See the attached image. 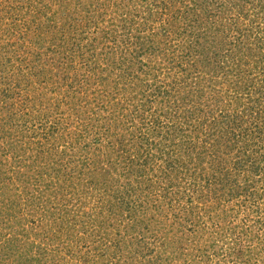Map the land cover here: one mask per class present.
<instances>
[{
  "label": "rangeland",
  "instance_id": "obj_1",
  "mask_svg": "<svg viewBox=\"0 0 264 264\" xmlns=\"http://www.w3.org/2000/svg\"><path fill=\"white\" fill-rule=\"evenodd\" d=\"M201 2L0 0V264H264V16Z\"/></svg>",
  "mask_w": 264,
  "mask_h": 264
},
{
  "label": "trees",
  "instance_id": "obj_2",
  "mask_svg": "<svg viewBox=\"0 0 264 264\" xmlns=\"http://www.w3.org/2000/svg\"><path fill=\"white\" fill-rule=\"evenodd\" d=\"M202 0H200V4H202L203 2H201ZM215 1V0H214ZM219 1H222V0H219ZM253 3L254 5H255V8L256 9H258V11H261V15L262 16H264V0H235V2H234V6H236L237 8H239L241 11H243V5L244 4H246V3ZM224 7V3H222L221 2V4H220V7L219 8H223ZM204 8H205V5H204ZM254 8V7H253ZM203 38V37H202ZM204 40H203V43L200 45L203 49H204V44H206L205 43V38H203ZM211 50L212 52H215L216 50H214V48H210V47H208V50ZM216 49V48H215ZM216 53H217V51H216ZM218 54V53H217ZM264 94V93H263ZM263 94H261V97H262V95ZM259 99V98H258ZM264 99V98H263ZM263 99H259V100H263ZM243 108V113H245V114H249L252 110H250V108H252V105L251 106H249V105H247L245 108L244 107H242ZM250 110V111H249ZM253 111H255V110H253ZM262 112V111H261ZM250 115L252 116V115H254V113H250ZM249 115V116H250ZM236 118H239L240 119V121L242 122V118L239 116H235ZM231 120H233V119H231ZM236 121V119H234L233 121H232V123L234 124V122ZM259 129L260 128H258V129H256V132H257V134H258V131H259ZM263 134H264V128H263ZM257 137H258V135H257ZM231 163H234L235 165L234 166H231V172L230 173H228V174H225L221 179H216V185L218 186V185H220L221 186V189L223 190V191H227V193L226 192H224V194H226L227 196V199L230 201V199H235L236 201H238V197H239V195L241 196V195H245L246 197H248L249 199H254V194L255 193H253L252 191H249V186H246V184H248V183H250V181H249V177H250V175H248V174H246V175H243V181H244V183H246V184H243L244 186H245V190H243L242 188H240L241 187V185L242 184H238L237 182H236V178L235 177H237V173H239L238 172V170H240L239 169V165L238 164H240L239 162H238V159L236 158L235 160H233ZM255 169H256V167H255ZM242 171V170H241ZM253 172H257L256 170H254ZM245 191V192H244ZM241 193V194H240ZM223 198H225L224 196H222ZM145 198V197H144ZM149 200V199H148ZM225 200H226V198H225ZM227 200V201H228ZM226 201V202H227ZM225 202V203H226ZM163 203V202H162ZM224 203V204H225ZM236 206V205H235ZM234 207V205H232V206H230L227 210H226V213L223 215V218L224 219H227L228 221H229V217H230V215L232 214V212H233V208ZM236 211H238V210H236ZM227 226H229V231H232V232H234L235 230L234 229H238V230H240L239 232H238V234H240L241 235V237H244V238H247L245 241L242 239V238H240L241 239V241H244V244H245V246H244V249H237L236 248V246L235 245H233L232 246V248H234V249H236V250H238L236 253H237V257H236V263H242L245 259H247V258H249L250 256H252V252L250 251L251 249L249 248V245H247L246 243H248V242H253V239H255V238H257V239H260L261 238V236H259V235H257V236H255L256 234H255V232L258 230V229H260V228H264V226H260V223H259V221L257 220V224H256V226H258V227H256L255 226V222H252V223H250L247 227H245V224H243V226H242V229H240L238 226H236V227H233V225H231V224H229V222H228V224H227ZM260 226V227H259ZM257 228V230L256 231H254V232H252L251 233V231H252V229L253 228ZM248 230H247V229ZM262 228V229H263ZM264 237V236H263ZM233 238V237H232ZM179 239H182V235L180 236V238ZM262 240H264V239H261V240H258V242L257 241H255V244H257V245H260V244H262L261 242H262ZM208 257V256H207Z\"/></svg>",
  "mask_w": 264,
  "mask_h": 264
}]
</instances>
